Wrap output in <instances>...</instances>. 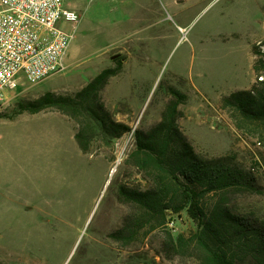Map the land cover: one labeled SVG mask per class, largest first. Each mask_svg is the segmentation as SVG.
Here are the masks:
<instances>
[{
    "label": "rangeland",
    "instance_id": "rangeland-1",
    "mask_svg": "<svg viewBox=\"0 0 264 264\" xmlns=\"http://www.w3.org/2000/svg\"><path fill=\"white\" fill-rule=\"evenodd\" d=\"M80 14L60 23L74 32L67 69L36 85L8 91L0 107V264H194L192 252L169 259L161 229L130 244L111 234L134 211L121 203L120 185L148 181L127 159L132 133L112 138L99 124L92 151L79 150L77 124L51 108L18 114L19 103L47 91L71 95L113 67L102 98L114 119L134 129L158 122L168 86L187 93L179 124L206 156L237 153L260 192L231 195L243 212L264 219V125L239 129L221 98L249 89L257 77L252 46L264 39V0H64ZM257 42V43H256ZM255 43V44H254ZM15 115V118L11 117ZM174 235L199 228L187 209L167 212Z\"/></svg>",
    "mask_w": 264,
    "mask_h": 264
},
{
    "label": "trees",
    "instance_id": "trees-1",
    "mask_svg": "<svg viewBox=\"0 0 264 264\" xmlns=\"http://www.w3.org/2000/svg\"><path fill=\"white\" fill-rule=\"evenodd\" d=\"M252 54L256 81L249 89L234 90L221 98L222 108L239 129L245 123L264 125V51L255 44ZM113 60L115 66L100 71L74 94L47 91L21 101L18 114H37L48 108L63 114L77 124L74 138L85 154L92 151L97 124L112 138L131 132L133 127L114 119L102 98L110 79L123 71V60L119 56ZM168 93L160 120L148 129L134 131L135 144L127 161L143 173L148 187L120 185L118 200L134 211L111 236L130 244L161 229L162 250L169 259L188 251L196 257L194 264H264V219L231 202L233 194L260 192L257 175L238 161L235 152L211 157L200 153L179 124L187 93L173 85L168 86ZM184 209L202 231L174 235L172 229L164 228L169 210L180 213Z\"/></svg>",
    "mask_w": 264,
    "mask_h": 264
},
{
    "label": "built area",
    "instance_id": "built-area-1",
    "mask_svg": "<svg viewBox=\"0 0 264 264\" xmlns=\"http://www.w3.org/2000/svg\"><path fill=\"white\" fill-rule=\"evenodd\" d=\"M63 2L0 0V107L8 91L39 84L67 69L74 32L60 23L78 22L80 14ZM258 44L264 51V39ZM175 224L174 219L167 223L172 230Z\"/></svg>",
    "mask_w": 264,
    "mask_h": 264
},
{
    "label": "crops",
    "instance_id": "crops-1",
    "mask_svg": "<svg viewBox=\"0 0 264 264\" xmlns=\"http://www.w3.org/2000/svg\"><path fill=\"white\" fill-rule=\"evenodd\" d=\"M259 41H261V40H259ZM259 41H258V42H259ZM256 43H257V42H256ZM254 44H255V43H254ZM251 52H252V51H251ZM253 59H254V57H253ZM229 94H230V93H229ZM226 95H228V94H226ZM185 133H186V132H185ZM74 135H75V134H74ZM74 139H75V138H74Z\"/></svg>",
    "mask_w": 264,
    "mask_h": 264
}]
</instances>
